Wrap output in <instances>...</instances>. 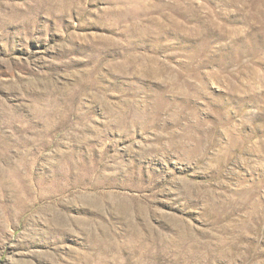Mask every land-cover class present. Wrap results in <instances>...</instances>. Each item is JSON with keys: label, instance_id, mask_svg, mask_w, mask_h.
<instances>
[{"label": "rangeland", "instance_id": "1", "mask_svg": "<svg viewBox=\"0 0 264 264\" xmlns=\"http://www.w3.org/2000/svg\"><path fill=\"white\" fill-rule=\"evenodd\" d=\"M0 264H264V0H0Z\"/></svg>", "mask_w": 264, "mask_h": 264}]
</instances>
